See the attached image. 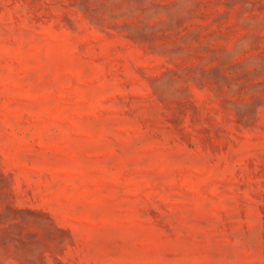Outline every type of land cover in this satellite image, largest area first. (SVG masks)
Instances as JSON below:
<instances>
[{
  "label": "rangeland",
  "instance_id": "374dc122",
  "mask_svg": "<svg viewBox=\"0 0 264 264\" xmlns=\"http://www.w3.org/2000/svg\"><path fill=\"white\" fill-rule=\"evenodd\" d=\"M0 264H264V0H0Z\"/></svg>",
  "mask_w": 264,
  "mask_h": 264
}]
</instances>
